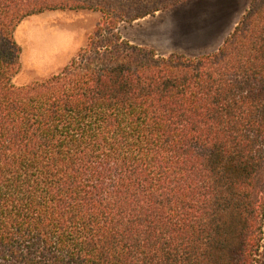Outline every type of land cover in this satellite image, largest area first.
I'll list each match as a JSON object with an SVG mask.
<instances>
[{
    "label": "trees",
    "instance_id": "trees-1",
    "mask_svg": "<svg viewBox=\"0 0 264 264\" xmlns=\"http://www.w3.org/2000/svg\"><path fill=\"white\" fill-rule=\"evenodd\" d=\"M189 0H0V264H257L264 238V0L197 56L120 27ZM100 23L17 86V26Z\"/></svg>",
    "mask_w": 264,
    "mask_h": 264
},
{
    "label": "rangeland",
    "instance_id": "rangeland-1",
    "mask_svg": "<svg viewBox=\"0 0 264 264\" xmlns=\"http://www.w3.org/2000/svg\"><path fill=\"white\" fill-rule=\"evenodd\" d=\"M185 3L157 12L154 16H147L149 18L145 22L141 18L132 24L122 25L119 30L124 38L133 43L139 44L141 38H145V43L148 40L152 42L144 44L145 46L155 48L159 54H170L173 46L194 47L197 43L212 39L226 26L232 15L231 4L224 0H195ZM249 3L250 0H247L246 8ZM101 18L102 14L93 10H53L25 18L15 31L23 50L20 70L13 78L15 85L22 86L43 80L59 72L85 46ZM47 34L55 37V41L50 49L40 51L35 41L38 44L41 42L39 38ZM183 54L200 55L190 52ZM257 264H264V238Z\"/></svg>",
    "mask_w": 264,
    "mask_h": 264
},
{
    "label": "crops",
    "instance_id": "crops-1",
    "mask_svg": "<svg viewBox=\"0 0 264 264\" xmlns=\"http://www.w3.org/2000/svg\"><path fill=\"white\" fill-rule=\"evenodd\" d=\"M193 1H195V0H190L187 3H191ZM224 1L231 4L232 15L229 17L230 19L228 20L226 26L219 33L217 32L216 35L212 39L204 40V42H202V43H197L196 44L197 46H194V47H183L182 45L177 46V47L173 46V47H171V52H177V53H182V54H183V52H190L191 54L192 53L193 54H205V53H210V52L217 50L218 47L223 43L225 37L232 32V30L234 29L238 20L240 19V17L244 13L246 5H247V0H224ZM187 3H185V4H187ZM235 4H237L236 9H235ZM180 5H183V3ZM159 14H161V13H159ZM148 18L149 17H145L141 21L145 22ZM140 26H142V23ZM212 31H213V29H212ZM211 32L209 34H211ZM141 39L142 40L139 41V45L150 44V42H151L150 40H148L147 41L148 43H145L143 40L145 38H141Z\"/></svg>",
    "mask_w": 264,
    "mask_h": 264
},
{
    "label": "bare ground",
    "instance_id": "bare-ground-1",
    "mask_svg": "<svg viewBox=\"0 0 264 264\" xmlns=\"http://www.w3.org/2000/svg\"><path fill=\"white\" fill-rule=\"evenodd\" d=\"M39 39L41 40V42H38V44H37V41H35V45L40 51L41 50L44 51L45 49H50V47H52L53 42L55 41L54 40L55 37H53L52 35L49 36V34H47L45 37L39 38Z\"/></svg>",
    "mask_w": 264,
    "mask_h": 264
}]
</instances>
